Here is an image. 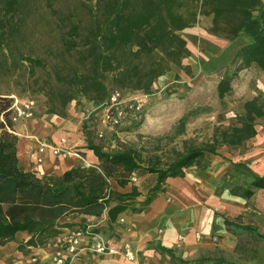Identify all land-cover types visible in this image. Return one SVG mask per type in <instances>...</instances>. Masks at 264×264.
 <instances>
[{"label":"trees","instance_id":"16d2710c","mask_svg":"<svg viewBox=\"0 0 264 264\" xmlns=\"http://www.w3.org/2000/svg\"><path fill=\"white\" fill-rule=\"evenodd\" d=\"M42 2L54 8L52 0H0V77L27 69L30 78H35L37 69L50 68L53 84L48 90V82L39 87L52 100L47 113L66 117L67 105L78 97L100 105L113 89L104 81L110 73L123 89L147 93L174 65L189 70L183 60L191 50L181 31L194 26L202 15L212 16L210 32L221 38L234 40L249 34L253 41L236 48L232 63L239 62V69L257 65L264 72V0H83L89 21L85 24L75 10L59 20L66 33L61 56H53L55 61L32 56L15 41L27 12ZM232 89L231 81L223 78L217 86L218 96L223 99ZM12 103L7 90H0V246L14 240L17 232L27 231L30 237L18 245L19 250L43 246L64 228L79 225L77 229L88 230L90 224L104 217L105 224L89 229L90 234L102 228L114 229L121 213L142 212L166 192L168 178L183 176L191 166L203 168L206 154H219L224 145L242 146L255 137L258 119L264 116V99H248L244 113L238 114L233 124L216 126L212 137L201 144L185 139L182 150L173 149L167 155L159 153L163 150L160 141L152 148L125 143L117 150L106 149L90 137L92 114L82 127L86 148L93 151L98 162L79 163L62 174L39 176L19 163V136L10 118ZM193 113L191 110L179 118L171 138L185 132ZM142 123L143 116L125 127L126 131H136ZM138 172L155 176L145 193L133 180ZM129 185L130 190H123ZM251 186L264 188V176H255ZM252 188L246 191L247 197L252 196ZM70 215L80 217V221L66 220ZM226 224L259 234L250 225L229 220ZM158 249L178 259L171 249ZM207 260L181 262L200 264Z\"/></svg>","mask_w":264,"mask_h":264},{"label":"crops","instance_id":"0c3cea01","mask_svg":"<svg viewBox=\"0 0 264 264\" xmlns=\"http://www.w3.org/2000/svg\"><path fill=\"white\" fill-rule=\"evenodd\" d=\"M193 28L187 27L182 31L189 32ZM246 36L247 43L253 41L249 34ZM177 72L174 71V75ZM261 85H264V74L256 86L260 88ZM52 115L48 119L22 120L14 126L19 136V163L25 170L39 176L62 174L82 163L83 159L75 153L56 156L47 152L44 161L37 162L36 137L58 143L65 133H69L68 120ZM257 130L255 137L242 146H236L233 153L219 151V154H206L203 168L191 166L185 169L183 176L168 178L166 192H162L142 212H123L114 229L102 228L93 231L95 234L85 235L77 255H66L64 264H183L181 259L193 261L198 258H208L200 264H264V188L251 186L255 176H264V126L257 127ZM74 141L70 140L67 145L71 146ZM85 150L89 160H98L92 150ZM249 188L254 192L247 197ZM65 219L80 221V217L75 215ZM104 219L90 224L88 231L103 226ZM226 220L250 225L262 236L235 226L228 228ZM78 227L64 228L43 246H28L24 250H19L18 245L27 241L30 234L19 231L14 240L0 246V264H44L55 251V241ZM198 233L200 238H197ZM95 235L103 237L118 251H94L91 243ZM125 242L131 243L134 259L123 254L121 248ZM162 246L171 249L178 259L158 249ZM224 253L229 255V259ZM34 255L39 256L40 261L33 262Z\"/></svg>","mask_w":264,"mask_h":264},{"label":"rangeland","instance_id":"374dc122","mask_svg":"<svg viewBox=\"0 0 264 264\" xmlns=\"http://www.w3.org/2000/svg\"><path fill=\"white\" fill-rule=\"evenodd\" d=\"M81 1L83 0H52L54 8L46 7V2H42L43 5L40 7H36V4L28 11L29 14L27 12L23 30L16 33L15 41L32 56H41L46 59L49 57V60H53V56L56 58L61 56L66 30L61 27L59 20L75 10L82 15L85 24L89 21V13ZM211 26L212 16L202 15L193 29L189 32L181 31L187 46L191 49L190 56L183 60V64L189 65L190 69L174 65L165 74L170 79L166 80L168 77L160 76L147 93L123 89L114 83L113 74L110 73L104 79L109 89H122L127 96H144L146 105L142 115L143 123L133 132H127L125 128L127 126L107 129L106 137L100 139L96 135L99 119L92 120L90 137L95 142L105 145L108 150L120 149L125 143L147 145L152 148L157 141H160L163 152L159 153L168 155L173 149L182 150L185 139L201 144L212 137L216 126L233 124L236 116L244 112V102L247 98L260 96L264 99V85L260 88L256 86L263 79V71L257 65L239 69V62L232 63L236 48L247 42L246 34L234 40H227L211 33ZM49 69H37L35 78H30L27 69H23L14 76L3 75L0 77V90H7L9 96L13 97V102L16 99L35 100L36 112L33 119L35 117L52 118L53 115L47 113L52 100L45 91L39 90V87H43L46 82H48L47 90L53 84L49 77ZM176 70L179 72L174 75ZM223 78L231 81L233 89L230 94L221 99L218 96L217 86ZM191 110L195 113L189 116L185 132L171 138L179 118ZM66 111L67 115L64 118L68 120L67 132L69 133H65L63 137H66L68 142L77 138L81 140L72 142L73 146H70L72 153H77L83 158L82 164L97 163L98 160L92 161L87 157L86 131L82 123L89 113L95 115L93 119L98 117L97 114L100 115L99 103L78 97L67 105ZM20 121L22 120L12 121V123L15 126ZM260 126H264V116L258 119L257 127ZM159 137L163 138L159 140ZM236 149V146L224 145L219 151L233 153ZM133 180L145 193L155 182V176L138 172L133 176ZM128 187L130 188V185ZM224 255L229 259L227 253Z\"/></svg>","mask_w":264,"mask_h":264},{"label":"built area","instance_id":"2783aa9c","mask_svg":"<svg viewBox=\"0 0 264 264\" xmlns=\"http://www.w3.org/2000/svg\"><path fill=\"white\" fill-rule=\"evenodd\" d=\"M144 96L130 95L127 96L122 89L113 88L108 98L99 105V125L97 126L96 135L100 139L106 137L107 129H113L123 126H128L134 122H137L143 115L145 109ZM11 120L16 122L24 119H31L35 116L36 101L33 99H27L25 101L15 100L11 105ZM92 113L85 116V119L89 118ZM1 120L6 123L4 115H1ZM36 160L39 163L44 161V157L47 152H51L56 156H65L72 153L70 146L67 145L68 140L66 137H61L59 143H50L42 137H36ZM77 154V153H75ZM78 155V154H77ZM123 221V219H121ZM90 234L88 230L75 229L65 233L59 240L54 243L55 251H52L50 259L44 261V264H64L66 255L76 256L78 247L81 244L82 238ZM197 238H200V234H197ZM91 247L97 253H116L118 250L101 236L95 235L91 243ZM123 254L129 258L134 259V250L130 242H125L121 248ZM33 262L40 261L39 256L34 255L32 257Z\"/></svg>","mask_w":264,"mask_h":264},{"label":"bare ground","instance_id":"6f19581e","mask_svg":"<svg viewBox=\"0 0 264 264\" xmlns=\"http://www.w3.org/2000/svg\"><path fill=\"white\" fill-rule=\"evenodd\" d=\"M70 154H72V153H70Z\"/></svg>","mask_w":264,"mask_h":264}]
</instances>
